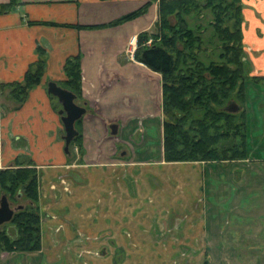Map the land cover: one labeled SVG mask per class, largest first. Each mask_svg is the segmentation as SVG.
<instances>
[{
  "label": "crops",
  "instance_id": "0c3cea01",
  "mask_svg": "<svg viewBox=\"0 0 264 264\" xmlns=\"http://www.w3.org/2000/svg\"><path fill=\"white\" fill-rule=\"evenodd\" d=\"M145 1L17 0L9 12L0 14V83L20 81L38 59V52H44L46 59L41 83L29 91L19 108L14 109L15 103L7 96L0 97V168L27 160L35 166L39 175L37 205L41 233L39 251L26 255L1 252L0 264H12V261L14 264H81L80 258L87 254L79 256L80 251L91 246L102 248L105 255L87 257L92 264H172V258L182 256L183 243L200 245L214 236L215 226L210 221L209 225L197 208L190 207L189 196L185 197L191 193L189 189L199 188L200 177L192 185L185 182L184 173L168 175L161 170L181 164L190 168L203 164L207 169L209 164L163 160L161 106L158 124L161 144L154 159H132L129 143L117 140V148L102 151L108 157L85 161L84 146L89 141L90 130L81 123L83 151L74 143L72 148L69 146V154L64 152L65 130L58 114L61 105L47 92L48 83L62 87L65 59L92 52L91 42L100 43L97 35L109 32V28L115 34L119 25L94 29L86 26L114 21ZM7 2L0 0V4ZM242 4L244 59L250 76H264V0H242ZM147 12L149 18L135 30L131 29V20L124 23L126 28L121 29V48H118L121 53L126 52L132 36L151 29L157 17V2ZM125 58L126 65L143 66L159 78L162 100L161 75ZM84 61L83 56L82 78L83 69L89 67ZM93 66L98 68L96 63ZM82 89L83 94L76 101L86 108L85 115H92L98 105L87 97L83 84ZM242 108L246 113V145L254 151L251 159L264 160V82L245 81ZM112 123L99 127L101 134L95 131L96 146L100 139H108L110 132L106 129ZM120 129L118 123L117 134ZM250 139H256L258 145L255 147ZM197 172L198 176L202 174ZM187 175L193 177V171ZM79 233L98 240L86 241Z\"/></svg>",
  "mask_w": 264,
  "mask_h": 264
},
{
  "label": "trees",
  "instance_id": "16d2710c",
  "mask_svg": "<svg viewBox=\"0 0 264 264\" xmlns=\"http://www.w3.org/2000/svg\"><path fill=\"white\" fill-rule=\"evenodd\" d=\"M154 2L157 19L151 29L155 31L137 34L134 58L161 75L163 160L223 163L251 158L242 108L244 84L247 80L262 84L264 76H250L244 59L242 0H147L130 13L96 26L140 17ZM16 3L9 0L0 4V14L9 12ZM207 13L208 21L202 24L199 20ZM149 39L151 43L146 45ZM38 53L20 81L0 83V97L11 99L14 109L42 81L46 59L44 52ZM62 69V87L81 96L80 55L67 57ZM233 102L239 105V111L227 110ZM78 131L70 148L76 143L82 152L83 136L80 128ZM38 184L39 175L30 160L0 168V196L5 195L18 206L12 219L0 227V253L40 250Z\"/></svg>",
  "mask_w": 264,
  "mask_h": 264
},
{
  "label": "rangeland",
  "instance_id": "374dc122",
  "mask_svg": "<svg viewBox=\"0 0 264 264\" xmlns=\"http://www.w3.org/2000/svg\"><path fill=\"white\" fill-rule=\"evenodd\" d=\"M148 16L146 11L144 15L132 18L131 29L135 30L139 24H143L149 18ZM208 17L207 13L206 17L199 21L205 24ZM128 21L130 20L112 25H119L118 29L114 30L115 34L111 32V28L109 32L98 34L99 44L90 37L93 40L91 47L94 50L80 55V61L84 56V64L89 65L83 69L82 84L85 94L95 106L98 105L92 115H85L81 119L82 127L90 130L89 141L87 138L85 141L88 142H85L84 146L85 161L96 160L99 156L108 157L109 154L106 155V152L102 151H108L112 147L117 148V140L129 143L132 159L150 160L159 155L160 81L143 66L125 64L128 63L125 57L131 61H137L134 58V52L132 55L127 53L129 42L124 54L121 53V49H118L121 48V29L126 28L124 23ZM94 25L88 28L109 26ZM149 31L153 33L155 30L153 28ZM131 48L132 45L129 50ZM95 63L98 64L97 69H94ZM124 64L125 67L122 69L121 66ZM96 97L100 99V102L96 101ZM79 104L82 103L79 102ZM111 122L117 125L119 123L120 131L112 136L107 128L108 139H100L96 146L95 136H98L96 133L101 134L98 131L99 127H106L105 125ZM80 127L81 125L77 123L76 128ZM249 142L255 147L258 145L256 139H250ZM102 144H104L103 147H101ZM253 152L252 147L249 146L247 153L253 154ZM258 160L248 158L247 161L209 163L206 164L207 169H204L205 166L203 168V164H197V167L192 168L181 164L161 169L168 175L176 172L184 173L187 177L185 182L188 181L192 185L200 177L199 188L189 189L192 194H186L185 197L189 196L187 198L190 207L197 208L208 224L210 225V221L215 226V234L207 243L200 245L183 243L182 256L177 255V258H172V264H264V160ZM190 171H193V177L187 175ZM197 171L202 174L198 176ZM187 190L184 187V192ZM92 247L87 250L96 254L86 257L84 255L85 259L82 256L81 264H92L87 257H105L102 248ZM23 254L26 255V253ZM194 255L198 257L194 259Z\"/></svg>",
  "mask_w": 264,
  "mask_h": 264
},
{
  "label": "water",
  "instance_id": "95a60500",
  "mask_svg": "<svg viewBox=\"0 0 264 264\" xmlns=\"http://www.w3.org/2000/svg\"><path fill=\"white\" fill-rule=\"evenodd\" d=\"M47 92L53 96H55L58 102L61 105V109H59L58 114L60 115V120L63 124L65 130V147L64 152L69 154V146L73 139L78 135V130L75 128V122L87 112L84 106H81L76 103L77 95L72 91L65 89L58 85L55 82H49L47 85ZM228 111L237 112L239 110V106L236 103H230L228 106ZM110 133L112 135H116L117 133V125L111 124L109 126ZM15 208H12L7 197L5 195L0 197V227L9 222L14 212Z\"/></svg>",
  "mask_w": 264,
  "mask_h": 264
},
{
  "label": "built area",
  "instance_id": "2783aa9c",
  "mask_svg": "<svg viewBox=\"0 0 264 264\" xmlns=\"http://www.w3.org/2000/svg\"><path fill=\"white\" fill-rule=\"evenodd\" d=\"M151 43V39L147 40L146 44H150ZM130 45H132V48L131 50L130 49ZM136 46H137V36H132L129 40V47L127 49V52L131 53V55L133 54V52L135 51L136 49ZM134 49V50H133ZM79 236L81 238H83L84 240L88 241V240H98L97 237H93V236H86L82 233H79ZM84 254H87V255H94L96 253H94L93 251H88V250H81L80 253H79V256H82Z\"/></svg>",
  "mask_w": 264,
  "mask_h": 264
},
{
  "label": "flooded vegetation",
  "instance_id": "af4514ba",
  "mask_svg": "<svg viewBox=\"0 0 264 264\" xmlns=\"http://www.w3.org/2000/svg\"><path fill=\"white\" fill-rule=\"evenodd\" d=\"M76 100H77V98H76ZM76 100H75V101H76ZM76 103L79 104V102H77V101H76ZM233 103H234V102H233ZM236 104H237V103H236ZM79 105L84 106V105H82V104H79ZM229 105H230V104L227 105V108H228ZM237 105H238V104H237ZM238 106H239V105H238ZM227 110H228V109H227ZM238 111H239V110H238ZM84 115H85V114H84ZM81 118H82V117H81ZM77 121H78V120H77ZM77 121L75 122V128H76V123H77ZM110 125H111V124H110ZM76 129L78 130V128H76ZM109 129H110V128H109ZM78 132H79V131H78ZM110 134H111V133H110ZM116 134H117V133H116ZM111 135H112V134H111ZM112 136H115V135H112ZM1 196H3V195H1ZM1 196H0V197H1ZM9 203H10V205H11L12 208H15V209L17 210L18 206L12 204L11 202H9Z\"/></svg>",
  "mask_w": 264,
  "mask_h": 264
}]
</instances>
